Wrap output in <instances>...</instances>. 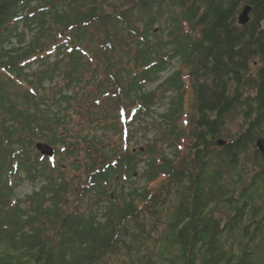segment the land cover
Masks as SVG:
<instances>
[{
  "label": "trees",
  "instance_id": "obj_1",
  "mask_svg": "<svg viewBox=\"0 0 264 264\" xmlns=\"http://www.w3.org/2000/svg\"><path fill=\"white\" fill-rule=\"evenodd\" d=\"M259 138L264 0H0V264H264Z\"/></svg>",
  "mask_w": 264,
  "mask_h": 264
},
{
  "label": "rangeland",
  "instance_id": "obj_2",
  "mask_svg": "<svg viewBox=\"0 0 264 264\" xmlns=\"http://www.w3.org/2000/svg\"><path fill=\"white\" fill-rule=\"evenodd\" d=\"M178 67H179V63H176V65L173 67V69L170 72L176 71L178 69ZM168 76H169V72L165 73L164 76L162 77L163 78L162 80H164ZM157 85L158 84L152 85V86H150L149 89L150 90L156 89ZM175 97H176V93H174V92L166 94V98L164 99L162 107H157V113L158 114L163 113L165 111V109L168 108L169 103L172 102V100ZM156 116H157V114H156ZM82 119L83 118L80 119L79 117H77L75 119V122L77 123V125L83 123ZM81 127L82 126H80V128ZM77 129H78V126H77ZM111 133H112L111 134V136H112L111 141H113L114 145L123 147L125 145V140H123L122 134L119 135V134H115L114 132H111ZM155 133H156V131L155 132L150 131V132L146 133V136H145L144 131L140 132L138 137L136 138V140H134L133 142L131 141L130 146L139 151V149H142L143 147L147 146L148 141L153 138ZM166 146L167 145L165 143H162V145L160 144L158 146V148L159 149L162 148V152H165L166 154H172V149L170 147H166ZM148 156L149 155H143L142 158L145 160ZM144 170H145V162L142 165H140L139 170H138L139 174H141ZM68 173L69 174L71 173L74 175V173L70 170ZM129 185H131V184H124V187L129 186ZM145 185H146L145 180H142V178L139 177L135 181V185H132V187L136 186L138 188L139 187L143 188ZM121 186H123V185H121ZM36 189H38V185H34L33 183L26 181L16 190V193L20 198H26V196L31 194ZM121 189H123V187H121Z\"/></svg>",
  "mask_w": 264,
  "mask_h": 264
},
{
  "label": "water",
  "instance_id": "obj_3",
  "mask_svg": "<svg viewBox=\"0 0 264 264\" xmlns=\"http://www.w3.org/2000/svg\"><path fill=\"white\" fill-rule=\"evenodd\" d=\"M250 12H251V8L249 6L244 7L243 11L239 15V23L241 25H247L249 23ZM223 144H224L223 140L219 141V145H223ZM256 146L264 156V138H259L256 141ZM37 147L43 154L48 155L49 157L54 156V150L49 145L38 144Z\"/></svg>",
  "mask_w": 264,
  "mask_h": 264
}]
</instances>
